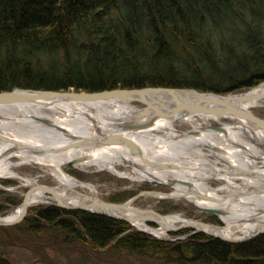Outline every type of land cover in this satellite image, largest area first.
Segmentation results:
<instances>
[{"label":"trees","instance_id":"1","mask_svg":"<svg viewBox=\"0 0 264 264\" xmlns=\"http://www.w3.org/2000/svg\"><path fill=\"white\" fill-rule=\"evenodd\" d=\"M262 83L264 0H0V92L228 94ZM0 194V216L22 201ZM130 229L83 210L31 207L20 224L0 227V264H264V234L229 243L204 233L168 241L133 230L110 247ZM21 251L30 263L14 257Z\"/></svg>","mask_w":264,"mask_h":264},{"label":"bare ground","instance_id":"2","mask_svg":"<svg viewBox=\"0 0 264 264\" xmlns=\"http://www.w3.org/2000/svg\"><path fill=\"white\" fill-rule=\"evenodd\" d=\"M259 94H264V84L243 95ZM236 95L233 94L234 97ZM149 99L164 105L170 103V99L160 93L152 95ZM261 100L264 99H249L240 107L254 113L253 109L261 105ZM143 108L144 106L120 98L90 102L51 99L0 104V137H9L38 150L10 153L12 144L5 143L0 138V177L18 176L12 170L11 162V158H17L20 160L18 164H33L50 172L62 189L58 192L63 196H69L81 187L79 185L81 183L69 175L64 167L76 160L73 165L84 171L108 170L137 182L158 181L169 184L176 181L172 197L180 198L185 194L184 197L201 210L217 208L227 213L221 218L225 226L222 233L227 237H238L235 235L238 231L242 233L240 237L249 235L264 223V193L244 194L229 200H224L225 195L219 193L236 188L246 191L255 185L257 187L264 185V152L247 140L254 139L256 144L264 148L263 130L247 119L229 118L234 120L233 124L225 126L224 132H218L210 124V119L220 120L221 116L194 113L187 116L160 115L153 119V126L149 129L126 132L127 125L149 121L152 118L147 116L157 112L150 108V114L142 117L145 111ZM178 121H183L188 129H177ZM115 133L135 141L143 157L133 156L126 146L102 148L72 146L77 141L86 140L87 143H91L94 138ZM215 147L220 150L219 153ZM204 148L208 151H203ZM147 161L176 165L177 168L173 170L153 168L149 167ZM118 166L130 167L133 173L122 172ZM245 171L258 173L263 178L250 177ZM239 178L244 185L235 183ZM211 179L222 180L226 184L212 188L207 184ZM181 182H189L193 186L187 188ZM89 187L93 188L91 184ZM159 195L165 196L160 193L157 198ZM202 195L208 199H203ZM53 199L39 192L31 199L30 204L39 205ZM73 202L76 200L71 203ZM19 212L20 210L15 211L10 216L15 218ZM115 213L129 218L135 214L119 211ZM183 220L185 219L179 214L167 217L170 225ZM136 226L157 237L162 238L166 234L162 229L149 228L143 223ZM214 231L217 232L216 229Z\"/></svg>","mask_w":264,"mask_h":264},{"label":"water","instance_id":"3","mask_svg":"<svg viewBox=\"0 0 264 264\" xmlns=\"http://www.w3.org/2000/svg\"><path fill=\"white\" fill-rule=\"evenodd\" d=\"M260 84L259 86L263 85ZM255 89V88H253ZM252 89V90H253ZM160 93L161 95H165L170 99V103L164 105L161 102H157L152 98V95ZM125 99L129 100V102L139 103L144 106L145 109L142 117L149 115V109L154 108L157 112L147 116L151 117L149 121L143 123H135L130 124L125 127V131H144L153 126L154 118L159 117L160 115H177V116H187L194 113H203L211 116H221L226 118H234L237 120L247 119L257 128L264 131V118H261L254 114L253 112L246 110L240 105L245 103V101L249 99H264V94L254 95V96H245L243 94H237L236 97L233 94H218L214 92H205L199 91L196 89H180V88H167V87H146V88H136V89H112V90H104L98 92H84V91H55V90H43V89H14L11 91H3L0 92V104H15V103H25V102H34L39 100H51V99H59L64 101H77V102H90V101H100L107 99ZM214 130L218 132H224L225 129L223 127H214ZM1 140L5 143L12 144V148L9 150L10 153L20 152V151H38L34 147L25 145L21 142L14 141L9 139V137L1 136ZM74 147H107V146H126L130 153L133 156L143 157V153L137 143L130 139L127 136H123L119 133H115L113 135H104L100 138H94L91 143H87L86 140L77 141L73 143ZM68 148V147H65ZM215 150L219 153L220 150L215 147ZM64 150V149H63ZM77 161L71 162V164L76 163ZM149 167H159L162 170H173L176 169V165L169 164H157L155 162L147 161ZM245 173L251 177H260L263 178L262 175L258 173H253L251 171H245ZM175 182H171L169 184H163L161 182L155 181V184H161L168 187H175ZM186 187L191 188L193 185L189 182H181ZM26 186L28 187L27 192L23 195L22 201L20 205H18L15 211L20 210L18 216L15 218L11 216L2 217L0 216V227H8L14 226L21 223L29 213L32 205L30 204L31 199L39 192L45 193L48 197H53V201H48L47 203L53 206H57L60 208L68 209V210H83L91 213H96L100 215H105L114 219L123 220L129 223L132 228H135L138 231L146 233L152 237L161 239L160 237L155 236L152 233H148L139 229L136 224L143 223L147 225L149 228H154L156 230H163L167 235L178 233L182 230H192L187 238L199 234L204 233L211 237L220 239L229 243H241L245 241H249L254 239L260 235L264 234V223H262L254 232L249 235H245L242 237H234L230 238L225 236L222 231L225 226L215 225L210 223H205L198 220H183L182 222L175 223V225H170L167 221V217L169 215H163L160 212L153 209H139L134 207L135 201L141 196L143 193L150 196L158 197V194L163 192L157 191H145L140 192L139 194L132 197L130 200L124 203H112L102 200L98 196H94L87 192H81L79 190L73 192V194L69 196H63L58 191L62 190L60 186L50 187L46 185L37 184L26 180ZM90 189V187H88ZM91 190V189H90ZM264 193V186H255L250 190L246 191H236L226 195L224 200H229V198H237L241 197L244 194H259ZM163 197L159 198H169L172 199L174 197L171 196V193H163ZM186 196L185 194L181 195L180 198ZM203 199H208V197H204ZM73 200L76 202L71 203ZM213 202L214 199H211ZM132 212L135 213L133 217H124L115 212ZM204 211L209 212L211 214L216 215L220 219L222 216L226 215L225 211H222L217 208H209L204 209ZM13 212V213H14ZM222 221V219H221ZM149 224H155L157 227L150 226ZM216 229V233L214 231ZM134 229H130L121 235H119L115 241L110 245V247L114 246L124 235L130 233ZM214 231V232H213ZM109 247V248H110ZM259 261H264V258L259 259Z\"/></svg>","mask_w":264,"mask_h":264},{"label":"rangeland","instance_id":"4","mask_svg":"<svg viewBox=\"0 0 264 264\" xmlns=\"http://www.w3.org/2000/svg\"><path fill=\"white\" fill-rule=\"evenodd\" d=\"M259 87V85L257 86ZM254 87V88H257ZM253 89V88H252ZM249 90H244L241 92H234L231 94H244ZM210 92V91H208ZM230 94V93H228ZM260 106H257L254 110V114L257 116L264 118V100H261ZM136 105H140L139 103H135ZM210 124L213 127H225L227 125L233 124L234 120H231L226 117H221L220 120L210 119ZM177 129H188V126L183 121H178L176 123ZM252 145L257 146V148L264 152V148L262 145L256 144L254 139H247ZM208 151L207 148H204L203 151ZM20 160L17 158H11L12 162V170L16 172L18 175L17 177L14 176H4L0 177V190L7 191L11 195L17 196L19 198H23V195L27 192L28 187L26 186V180L29 179L30 181L46 185L50 187H55L58 184L56 183L55 179L52 177L50 172L47 170L33 164H18ZM261 164V163H260ZM221 165V164H220ZM65 171L71 175L72 177L76 178L81 187H78L77 190L81 192H87L94 196L100 197L102 200L112 203H124L130 200L135 195L139 194L140 192L145 191H157L163 193H172L175 191V187H168L161 184H155L150 182H137L133 181L126 177H120L115 175L114 173L108 170H93L84 171L75 167L73 164H68L64 167ZM122 172L133 173V169L127 166H118ZM251 177V176H250ZM1 181H11L10 184H4ZM14 182V183H13ZM235 183L237 185H244L242 179H236ZM92 185V189L90 190L88 187ZM207 184L212 188H218L219 186H223L226 184L225 181L211 179L207 181ZM264 186V185H262ZM246 187V186H245ZM238 189H234L231 191H220V194L228 195L230 193L236 192ZM6 194H0V205L3 204L5 201ZM114 198L121 200V201H114ZM49 204H39L33 205L32 207L37 206H47ZM17 207V206H16ZM16 207L11 208L6 214L2 215V217L10 216ZM134 207L139 209H153L160 212L163 215H172V214H179L182 215L184 219L187 220H198L205 223L221 225L223 226L224 223L221 221L219 217L204 210L199 209L197 206L189 202L186 198H157L156 196H150L146 194H142L139 198L135 201ZM150 226L157 227L155 224H149ZM136 230L135 228H132ZM192 230H182L178 233L174 234H165L160 240H170V241H181L187 239V236L192 233ZM236 236L240 237L242 235L241 231L236 232ZM242 237V236H241ZM158 239V238H157ZM14 257H18L23 262H29L32 259V256L29 252L21 253L16 252ZM125 258H129L128 256H124ZM57 259V258H56ZM65 264V263H63Z\"/></svg>","mask_w":264,"mask_h":264}]
</instances>
